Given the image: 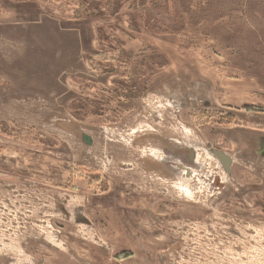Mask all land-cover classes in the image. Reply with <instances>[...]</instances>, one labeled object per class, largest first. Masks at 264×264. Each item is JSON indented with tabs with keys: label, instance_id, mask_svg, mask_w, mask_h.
I'll list each match as a JSON object with an SVG mask.
<instances>
[{
	"label": "rangeland",
	"instance_id": "374dc122",
	"mask_svg": "<svg viewBox=\"0 0 264 264\" xmlns=\"http://www.w3.org/2000/svg\"><path fill=\"white\" fill-rule=\"evenodd\" d=\"M0 264H264V0H0Z\"/></svg>",
	"mask_w": 264,
	"mask_h": 264
}]
</instances>
